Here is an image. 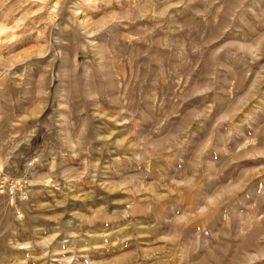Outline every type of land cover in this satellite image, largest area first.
<instances>
[{
	"label": "rangeland",
	"instance_id": "374dc122",
	"mask_svg": "<svg viewBox=\"0 0 264 264\" xmlns=\"http://www.w3.org/2000/svg\"><path fill=\"white\" fill-rule=\"evenodd\" d=\"M0 264H264V0H0Z\"/></svg>",
	"mask_w": 264,
	"mask_h": 264
},
{
	"label": "bare ground",
	"instance_id": "6f19581e",
	"mask_svg": "<svg viewBox=\"0 0 264 264\" xmlns=\"http://www.w3.org/2000/svg\"><path fill=\"white\" fill-rule=\"evenodd\" d=\"M88 28V30H90L89 29V27H87ZM97 29V28H96ZM98 31V30H97ZM86 32V31H85ZM98 33V32H97ZM88 36V35H87ZM82 41L80 40V43H81ZM98 44V43H97ZM96 45V44H95ZM101 45V44H100ZM73 46V45H72ZM70 47V46H69ZM92 47V46H91ZM95 47V46H94ZM93 47V48H94ZM95 48H97V47H95ZM81 49V48H80ZM73 50V49H72ZM71 50V51H72ZM93 50V49H92ZM95 51V50H94ZM93 51V52H94ZM88 52V51H87ZM86 52V53H87ZM83 53H85V52H80V50L79 51H77L76 53H74V55L72 54V52H70L67 48H66V50L64 51V53H63V67H62V70H63V72H68V73H72V74H76L78 71H79V69H81L80 68V64H79V60H80V57H81V54H83ZM85 53V54H86ZM97 54V53H96ZM100 54V53H99ZM101 56V55H100ZM102 57V56H101ZM82 58V57H81ZM103 59V58H102ZM102 62V61H101ZM81 66H83V65H81ZM68 69V70H67ZM65 72V73H66ZM78 74V73H77ZM76 77H78V75H76ZM85 98V97H84ZM88 99V98H87ZM91 100V99H90ZM83 101V100H82ZM85 101V100H84ZM78 102H80V101H78ZM79 104V103H78ZM85 104H86V102H85ZM80 106V105H79ZM87 106V105H86ZM82 108V107H81ZM85 108H87V107H85ZM84 109V108H83ZM87 110V109H86ZM71 112H73V111H71ZM74 113V112H73ZM68 115V114H67ZM75 116V115H74ZM83 116V115H82ZM76 117V116H75ZM81 119V118H80ZM77 121V120H76ZM75 124V123H74ZM70 132V131H69ZM68 133V132H67ZM74 135V134H73ZM69 138H70V136H68Z\"/></svg>",
	"mask_w": 264,
	"mask_h": 264
}]
</instances>
